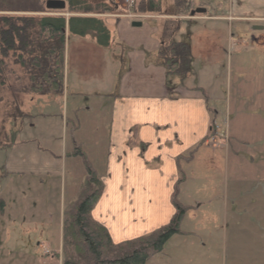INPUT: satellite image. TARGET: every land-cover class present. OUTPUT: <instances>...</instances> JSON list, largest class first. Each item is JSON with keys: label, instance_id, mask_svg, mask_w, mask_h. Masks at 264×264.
I'll return each instance as SVG.
<instances>
[{"label": "crops", "instance_id": "0c3cea01", "mask_svg": "<svg viewBox=\"0 0 264 264\" xmlns=\"http://www.w3.org/2000/svg\"><path fill=\"white\" fill-rule=\"evenodd\" d=\"M232 1L214 0L211 4L217 6L213 8L214 15L206 16L210 4L205 0H187L182 10L173 0L169 12H165L164 0H160L159 13H139L147 16L136 21L141 23L139 27L133 25L135 21L123 17L126 10L120 0H87L85 8L91 7L92 14H83V8L75 7L73 14L66 15L67 20L97 19L110 33L106 46L98 44L99 37L94 32L75 35L74 52L79 55L76 64L82 68L83 60L91 61L97 77L89 84L96 85L101 95L96 103L83 108L86 128H82L80 135L87 136L86 153L74 146L77 142L72 138L76 152L68 157L72 160L77 150H81L78 155L83 157L82 162L90 164L95 172H102L97 175L104 190L92 217L108 229L116 244L142 237L169 223L176 212L172 204L176 188L193 180L191 165L200 162L204 168H211L212 163L219 161L222 172L221 162L225 158L228 174L236 145L240 152L234 151L233 158L250 161L256 169L251 166L249 172L264 165V111L260 109L264 105V86L257 85L254 93L248 94V87L240 84L236 85L234 96L228 93L223 81L229 77V70L225 65L222 70L219 58L222 52L231 54L239 46L240 36L232 33V23L236 20L261 24L258 28L261 32L252 40L257 47L264 46V0ZM251 1L256 12H260L253 19L241 13ZM199 8L205 9L206 14L192 16ZM233 11L242 16L234 18ZM204 21L216 25H206V32L197 37L200 40L197 45H201L197 57L193 31ZM209 29L215 31L214 36H209ZM225 29L227 35H223ZM70 40L67 28L65 52ZM168 42H185L191 48L190 73L182 82L179 76L168 75L158 62L160 48ZM65 71L66 55L64 85H82L81 80L66 82ZM223 72L227 74L224 76ZM215 85L217 90L213 88ZM233 97L238 124L223 128L221 123L227 115L231 121L235 120L236 114H230ZM73 128L75 135L77 130L80 132L81 127ZM212 139H216L214 144ZM221 182L224 185V179ZM239 196L244 197L240 191ZM60 233L59 250L63 227ZM37 246L31 247L29 257L35 263L47 264L51 258L40 251L42 244ZM7 258L11 259L10 263L15 261L14 254ZM261 261L264 264V255Z\"/></svg>", "mask_w": 264, "mask_h": 264}, {"label": "rangeland", "instance_id": "374dc122", "mask_svg": "<svg viewBox=\"0 0 264 264\" xmlns=\"http://www.w3.org/2000/svg\"><path fill=\"white\" fill-rule=\"evenodd\" d=\"M205 1L210 4L206 16L214 15L215 6L211 5L214 0ZM171 2L173 0H164L165 12L170 11ZM252 2L243 9L246 11L241 12L251 19L260 14ZM240 14L231 12L233 17L242 16ZM213 23L216 25L212 21L201 22L200 27L193 31L197 57L201 50L197 37L206 32V25ZM232 26V33L240 36L237 39L239 46L231 54H220L222 70L224 65L229 70L223 88L234 96L236 85L242 84L248 87V94H253L255 86H264V46L257 47L252 40L261 32L258 30L261 24L236 20ZM214 32L209 29L207 33L212 37ZM223 35H227V29ZM75 39L71 34L70 45L66 46V82L81 80V86L64 85L61 93L45 96H12L8 88L0 94V264H42L29 257L32 255L31 247H38L39 243L43 249L40 251H50L48 258L51 259L46 261L47 264H62V248L59 250L58 241L64 213L76 200L86 178L83 157L78 155L81 150L86 153L87 145V136L80 135L82 128H86L87 117L83 108L96 103L101 95L96 91V85L89 84L97 77V69L91 61L83 60V67L77 66L79 55L74 52ZM8 71L9 85L19 89L25 84L24 70L19 65L11 64ZM226 74L223 72L224 76ZM213 88L217 90V85ZM218 90H221L220 86ZM232 103L230 114H236L235 120L231 121L227 115L221 123L223 128L238 124L234 97ZM263 106L260 108L262 111ZM253 109L256 110L255 107ZM74 125L81 127L76 135ZM72 138L77 142L75 145ZM70 145L81 149L72 160L68 154L76 151ZM234 151L240 152L239 146L233 147L228 174L223 163L225 158L221 162L222 172L219 171V161L212 163L211 168H204L200 162L194 165L195 168L191 165L193 180L178 188L177 200L185 208L180 233L165 244L163 252L152 256L146 264L262 262L264 165L262 169L258 165L257 171L249 172L250 161L242 157L233 158ZM96 173L100 176L102 172ZM228 190L230 196L227 198ZM239 191L244 197L239 196ZM244 193L248 196L245 197ZM11 254L15 255L13 263L7 258Z\"/></svg>", "mask_w": 264, "mask_h": 264}, {"label": "trees", "instance_id": "16d2710c", "mask_svg": "<svg viewBox=\"0 0 264 264\" xmlns=\"http://www.w3.org/2000/svg\"><path fill=\"white\" fill-rule=\"evenodd\" d=\"M46 1L0 0V94L5 88L12 96L61 93L67 28L76 36H85L89 32L98 34L101 46L109 43L110 33L101 21L80 17L67 20L65 14H72L75 7L83 8V14L93 13L91 7L85 8L86 0H66L69 8L65 11H46ZM186 3L187 0H176L179 10ZM135 11L159 13L160 0H142ZM158 62L168 75H177L182 82L190 73L191 48L185 42L164 43L158 53ZM13 63L19 65L25 74V84L19 89L9 85L8 69ZM2 132H6L4 128ZM85 169L86 178L76 200L64 213L62 264H146L152 256L163 252L165 244L180 233L185 208L177 200L176 188L172 198L176 212L166 226L130 241L114 243L108 229L92 217V211L103 194V182L86 161Z\"/></svg>", "mask_w": 264, "mask_h": 264}, {"label": "water", "instance_id": "95a60500", "mask_svg": "<svg viewBox=\"0 0 264 264\" xmlns=\"http://www.w3.org/2000/svg\"><path fill=\"white\" fill-rule=\"evenodd\" d=\"M67 7V3L65 0H48L45 4V9L47 11H64ZM206 10L199 8L195 10L193 13H191L192 16L196 14H205ZM135 27L141 26V23H134Z\"/></svg>", "mask_w": 264, "mask_h": 264}, {"label": "built area", "instance_id": "2783aa9c", "mask_svg": "<svg viewBox=\"0 0 264 264\" xmlns=\"http://www.w3.org/2000/svg\"><path fill=\"white\" fill-rule=\"evenodd\" d=\"M139 1L140 0H121L123 7L127 10V14L125 16L126 18L131 19V20L142 18L141 16L135 15L132 12L134 7ZM212 142L215 143L216 141L213 140Z\"/></svg>", "mask_w": 264, "mask_h": 264}, {"label": "flooded vegetation", "instance_id": "af4514ba", "mask_svg": "<svg viewBox=\"0 0 264 264\" xmlns=\"http://www.w3.org/2000/svg\"><path fill=\"white\" fill-rule=\"evenodd\" d=\"M68 4H69V2L68 1H66Z\"/></svg>", "mask_w": 264, "mask_h": 264}]
</instances>
